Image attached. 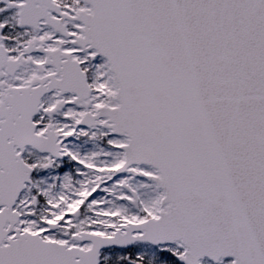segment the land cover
Wrapping results in <instances>:
<instances>
[{
    "label": "snow or ice",
    "instance_id": "snow-or-ice-1",
    "mask_svg": "<svg viewBox=\"0 0 264 264\" xmlns=\"http://www.w3.org/2000/svg\"><path fill=\"white\" fill-rule=\"evenodd\" d=\"M0 264H264V0H0Z\"/></svg>",
    "mask_w": 264,
    "mask_h": 264
}]
</instances>
